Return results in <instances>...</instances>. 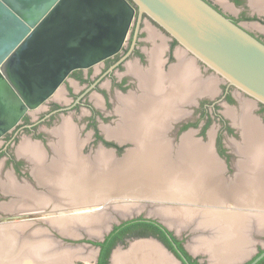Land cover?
Returning a JSON list of instances; mask_svg holds the SVG:
<instances>
[{"label":"water","instance_id":"95a60500","mask_svg":"<svg viewBox=\"0 0 264 264\" xmlns=\"http://www.w3.org/2000/svg\"><path fill=\"white\" fill-rule=\"evenodd\" d=\"M143 14L165 30L194 60H199L228 85L264 105V42L206 0H0V137L13 128L29 109L37 107L53 94L71 71L87 68L117 53L135 15L139 23ZM118 168L119 170H87L82 180L88 182L90 179L87 178L94 174L116 175L118 179L114 177L115 181L128 180L123 173L127 170H120V165ZM241 170H245L243 166ZM136 172L137 170H131V178L138 174ZM216 184L220 186V183L213 184V190L216 189ZM46 187L56 192L53 189L55 186L46 184ZM227 191L229 192L228 189ZM138 197L175 200L123 192L108 194L103 202ZM93 202L66 204L72 207ZM198 202L209 206L231 204L236 209L230 198L217 202L210 199ZM128 206L119 203L89 210L79 209L75 213L85 217L83 220H78L81 218L78 217L73 223L87 235L89 243L103 241L113 226L138 217L155 220L171 231L170 225L160 217L139 215L143 206L126 211ZM122 207L123 211L120 210ZM108 209H112L116 215H111ZM219 212L223 213L221 210ZM232 212L234 211L229 213ZM31 217L34 215L9 220ZM100 218L103 221L98 224L96 232H88L87 229L96 226L95 222ZM245 226L239 232L240 239L247 240L253 230L258 232L254 221ZM229 228L228 233L222 231L213 239L217 240L214 244L225 243L223 247L229 249L226 250L231 252V256L236 251L238 255H243L246 247L236 241L239 235L235 228ZM259 232H264L263 228ZM60 233L62 236L66 234L62 231ZM72 236L77 239L82 237L77 232H73ZM168 238L173 242L169 235ZM154 240L157 241L155 238ZM116 246L111 250L107 264H110ZM173 246L176 248L174 243ZM165 249L168 250L166 247ZM261 249L260 253L252 256L248 264H256L264 257V246ZM98 251L99 247L96 246V257ZM177 251L185 264H190ZM169 254L174 256L172 252ZM238 255L235 254V260Z\"/></svg>","mask_w":264,"mask_h":264},{"label":"flooded vegetation","instance_id":"af4514ba","mask_svg":"<svg viewBox=\"0 0 264 264\" xmlns=\"http://www.w3.org/2000/svg\"><path fill=\"white\" fill-rule=\"evenodd\" d=\"M206 1L242 27L244 26L240 23L241 21H249L254 17L248 15L244 7H241L236 15H232L225 12L213 0ZM230 1L233 6H238L242 0ZM144 19H148L149 23L159 30L157 31L151 26L157 34L156 36L150 37L148 35L150 29L148 31L146 29L142 30ZM259 21L262 22V19ZM246 30L264 42V39L258 33L249 29ZM142 35H147L148 38L142 41ZM177 45L178 42L148 16L143 14L138 23L137 15H135L126 38L117 53L87 68H78L71 71L53 94L37 107L29 109L13 128L0 137V158H2L0 160V170L8 167L14 176L23 175V170H28L29 176L32 177L33 181H36L37 186L49 191L46 184L49 186L52 184L39 178L40 170H76L77 167L74 164L77 162L79 165H85L86 170H99L98 159L101 153L105 152L108 154L106 168H109V170L114 165L118 167L121 161L123 162L118 158L113 160L114 154L126 157L131 152V155H135L134 149L136 148L140 150L146 147L147 151L149 149L160 150L170 155H176L179 150L184 149L202 154L210 148V143H205L203 140L208 135L207 129L213 117L218 122L212 140L215 165L219 166L215 169L236 170L232 164V152L231 148L227 146L226 137L233 134L241 138L242 141L239 143L238 150L243 154H245V150L249 152L252 149L253 151L250 146L253 138L248 137L247 141L250 144L243 141L245 140L243 129L238 124L240 112L237 115V122L232 120L234 126L228 118L226 119L218 113V108L220 101H224L227 106H230L229 104L233 102H239L235 97L240 91L236 90L235 94V92H232L235 87L228 85L225 81L215 89L219 96L210 99V93L204 89V85L209 79V76L206 77L205 72H208L209 69L199 60L194 63L191 58L183 53V55L178 56L176 52H182V50L176 48ZM189 61L195 70V80L199 90L193 93L191 88L193 82L190 79L191 77L187 78L185 82L183 81L186 84V94L178 95L173 101L174 111L172 113H160V106L158 110L147 113L145 121H142L145 117H136L135 108L137 106L143 107L147 103L145 101L155 104L158 100H164V94H167L172 86L169 77H172L171 74L173 75L177 70L183 71L184 65ZM104 80L105 84L101 85ZM162 84L163 86H161ZM93 92H95V95ZM97 93H100V95H97ZM109 93L113 98L109 97ZM90 97L92 100L89 99ZM126 99H132L133 102H126ZM120 100L124 102H120ZM256 105V109L253 106L249 110V115L260 123V126H264V105L259 102ZM254 110L262 113L261 119L253 113ZM77 113H79L80 118L77 117L74 121L73 117H76ZM81 117H83L82 122H80ZM155 118L156 120H154ZM107 119H111V123L100 126ZM44 125L50 126V128L47 129ZM48 130L52 133L50 140L47 137L49 135ZM119 130H122V133H119ZM22 134H25L22 142H26L21 146V149H25L26 152L13 149ZM159 144L162 147H159ZM19 145L17 149H19ZM98 145L100 149L94 152L93 150ZM146 152H142L143 155ZM242 165L244 168V163ZM11 183L9 182V185H11L9 188L17 190V184ZM222 184L225 186L221 181V187ZM20 192L24 196H30V193L32 197L42 196L41 193H35L30 188L20 189ZM57 196L60 197L58 192ZM41 200L36 204L48 203V200ZM11 218L13 217L0 218V220L4 221ZM171 233L177 240L181 241L184 250L191 255L183 245L182 240L172 231ZM169 236L171 237V235ZM143 237L157 239L169 252L173 253V257L180 261V264H185L177 251L181 252V250L174 241L172 244L176 245V248H174L177 255L157 237L153 235ZM191 256L198 263H202L197 257ZM188 262L193 264L191 260H188Z\"/></svg>","mask_w":264,"mask_h":264},{"label":"bare ground","instance_id":"6f19581e","mask_svg":"<svg viewBox=\"0 0 264 264\" xmlns=\"http://www.w3.org/2000/svg\"><path fill=\"white\" fill-rule=\"evenodd\" d=\"M251 2L252 4L259 7L260 10H264V7L262 9L258 5L259 0H251ZM155 34L156 33H154L151 29L149 30L150 37H154ZM177 55L181 56L182 54L178 53ZM184 66L185 67L183 68V71L177 70V72H174L173 75L171 74L172 77H169V80L172 83V86L167 91V94H164L165 95L164 100L162 99L158 100L155 104H153L152 102L145 101V103L146 102L147 103L143 107L137 106L135 108L136 117L138 116L145 117L147 113L153 112L154 110H158L160 106H161L160 113L161 112L163 114L167 112L172 113L174 111L172 107L173 101L178 97V95L180 96V95L186 94V91H185L186 84L184 82L187 78L189 79L191 77L190 79L193 82L191 83V88H192L193 93L199 90L197 87L196 80H195V77H196L195 70L194 68H192L191 62L190 61L186 62ZM157 77L162 78L161 76H157ZM207 80L208 81L205 83L204 89H206L208 93L212 94L215 90L217 79L210 78ZM183 84L184 86H182ZM161 86H163V84ZM126 102L130 103V102H133V100L126 99ZM240 105H241L240 106L241 110H240L239 119L237 115H235L231 110L226 109L225 111L232 118V120L236 121L238 119V124L243 129L242 132L245 137L244 138L245 140L243 141H247L248 137H250V139L253 138L251 142L252 145H250L253 148V151L252 149L251 151L249 150V152L248 150H245L244 169L246 170H237L234 178L231 180L229 184H227L228 182L222 181V183H224L225 186L222 184V187H221V181L219 179L220 170L215 169V162L213 160V154L210 148L207 149V152H203L202 154L200 153L196 154L192 152L191 150H188V151H186L185 149L181 151L179 150L177 154L175 153L176 155L166 154V153H163L164 151L162 152L160 150L158 151L154 149H149V151H147L148 149H146V147L140 150L136 148L134 149L135 152L134 150H132L135 153V155H131L132 153L129 152L128 156L126 155V157L124 158L125 160L123 162L121 161L120 163V166H122L120 170L122 169L127 170L123 172L124 177H128V180H125V181H122V180L115 181L114 177L118 179L116 175L112 177L107 174L102 175V174H94V173H93L94 175L92 174L93 176L87 178V179H90V181L89 180L88 182L83 181L82 180L84 177L83 174L85 173V171H87L86 166L83 164L79 165L77 164L78 162L74 164V166L77 167L76 170H49V171L40 170L39 178H42L43 181L47 180L48 182H50V184H52L51 185L52 187L55 186L53 187L55 189L54 191H56L55 193L57 194L58 192L59 196H61L60 199L57 198V200L59 201H63L64 199H66L67 202H70V201L71 202H93L96 200L104 201V198L108 194L123 193V192L130 193V194H140L145 197L162 196L166 198L167 197L173 198L176 200L177 199L178 200L179 199L191 200L197 197L199 198L201 197L202 199H204L206 198L205 197L206 194H208V197L209 195H211L210 198H213L214 202L223 201V199L225 198H230L231 200L234 201L236 207L239 209H242V207L244 208L247 207L248 209L249 207L256 208V206L258 207L260 206L262 208L264 207V126H260V123H258L255 119H253L249 115L250 113L249 110L253 106L252 102L245 100V101H242ZM146 117L145 119H142V121H145ZM154 120H156V118ZM121 131L122 130H119V133H122ZM241 136H242V133H241ZM248 142L249 141H247V144H250ZM23 147L25 148L26 146H23ZM159 147H162V145L159 144ZM237 149H239L238 146H237ZM142 152H146V153L143 155ZM107 161H108V154L106 152L101 153L98 159L99 166H100L99 170H109V168H106ZM260 168L262 169L253 170V169H260ZM111 170H119V169H117V167H113L111 168ZM131 170H135V171L137 170L136 173H138L136 176H133V178H131V175H132ZM121 175L122 174H120L119 177H121ZM130 178L132 179V181L130 180ZM215 183H220V186L219 184H216L215 185L216 189L213 190L212 185ZM9 186L11 187V185ZM227 189L229 190V192L227 191ZM25 198L26 200L27 199L29 200L30 198L29 201H31L32 203L31 205L42 206L46 204V203L36 204V202L39 203L42 200H37V199L34 200L31 196H26ZM134 207L135 206H131V207L128 206L126 208V211H131L132 209H134ZM120 210L123 211V208ZM173 211L170 213V210H167V208H160L156 210L158 214L165 216L167 220L169 219L168 223H170L171 221L173 222V220H175L176 223L177 222L182 223L183 215H181L182 216L181 217L180 215H177L178 213H175ZM243 213H245L244 217H246L247 211ZM192 215H196V214L193 213ZM203 215L207 216V214L206 215L203 214ZM216 215L214 216V219L220 218L219 215L217 216ZM233 215H235L236 219L237 218L240 219L239 216H241V213L239 211ZM189 216L190 215H188V217ZM247 216L248 217L246 218H250V221L247 219H244L247 223L254 221L256 222V225L258 224L257 226H259V224L264 223V216H256V214H251ZM212 217L213 216H211V219H213ZM228 217H230V215H228L227 218ZM77 218L78 216L71 217L68 220L69 222L68 224L66 223L67 221L65 219L60 218L63 221V222H61L60 220L59 222L57 221V224L59 225L58 227L59 229H61L60 231L71 233L72 231H67V230L65 231V228L67 227L68 229L71 228L69 226L73 227L71 229L76 230V228L74 227L75 225L72 222L77 221ZM205 218H208V216L204 217V219ZM83 219H84V215L78 220H83ZM230 219H232V217L228 218V220ZM102 221H101V218L99 220H96V222L94 221L95 223H97L96 226L94 227L90 226V228H88L87 231L89 230L88 232H91V233L96 232V230L98 229V224H101ZM204 221H207V220H204ZM224 221H227V220H224ZM219 222H221V220ZM246 222H245V225H246ZM236 224H238L237 221H236ZM236 224H235L236 227L239 226ZM244 226H242V228ZM229 227H230L229 224L225 225V223L222 222V231H226V233H228L230 229ZM231 227H234V226L231 225ZM236 227L234 228L236 230V233L239 235L238 240L236 241H240V245L246 244L245 240L240 239L241 237V235L239 234L240 231ZM259 228L264 229V227H258V229ZM212 235H214V238H215L217 237L215 235H219V233L214 232ZM11 238H8L7 236H5V234H3L2 231L0 232V259L3 258L1 259L0 264H54V263L55 264H61V263L67 264V261H65L66 260L65 255H64L65 257L61 255L60 256L57 255L56 257H49L46 260H44L43 258V260H41V257H43L44 255H42L41 249L39 248L44 247L42 246L43 242H41L42 243L41 245L37 244V247H34V250L32 248L31 251L30 249H27V245H26V246L20 247L19 250L15 248L14 251L10 252V242H11L10 239ZM242 241L244 242L243 244H242ZM216 242L217 240L211 242L208 245L212 249H214V252L216 253V255L218 256L220 260L221 259L228 260V261L235 260V254L238 255L237 251L231 256V252H228L226 249H224L225 247H223V244L225 243H222V244L220 243V245H216L214 244ZM196 245H198V243ZM9 255L11 257L13 255V257L11 259L8 258L7 260H5L4 256L8 257ZM58 259L60 260V262ZM2 260L5 262L3 263ZM139 263L140 264H171V261L168 260V257L166 258L164 253L161 251V249L157 245H155V243L151 241H140V242H135L132 245H130L127 251H116L111 257V262H110V264H139Z\"/></svg>","mask_w":264,"mask_h":264},{"label":"rangeland","instance_id":"374dc122","mask_svg":"<svg viewBox=\"0 0 264 264\" xmlns=\"http://www.w3.org/2000/svg\"><path fill=\"white\" fill-rule=\"evenodd\" d=\"M213 1L217 4H220L219 0H213ZM224 3L225 4L229 3L230 7H232V9L230 11H228V13H231L232 15H236L237 11L241 7H244L247 14L252 16V17L254 16V17H253V19H250L249 21H241L240 23L242 25H244V27H246L247 29H249L255 33H258L264 39V12L254 10V8L250 4V0H242L238 6H233V4L231 3L230 0H224ZM221 7H222V5H221ZM224 11L227 12L226 10H224ZM261 19H262V22L259 21ZM151 26L153 28H155L157 31H159L156 27H154L152 24L149 23L148 19H144V26H142V30H145V29L147 31L149 29L152 30ZM152 31L155 33L154 29ZM156 35L157 34H155V36ZM166 37H168V35H166ZM147 38H148L147 35L141 36L142 41H145ZM143 46H145V45H143ZM176 48H180L179 45H177ZM178 53H181V54L183 53V54L187 55L188 58H191L193 60V62L195 63L196 59L194 60L185 51H183V50H182V52L177 51L176 54H178ZM205 73H206V77L209 76L210 78H216L217 79L218 84L216 83L217 86L215 87V89H217L218 86H221L222 83H225L224 80H222L220 77L214 75L210 70L208 72H205ZM102 84H105V80L101 83V85ZM131 89H133V88H131ZM214 91L215 92L210 94V99H214V98L219 96L218 93H216V90H214ZM237 91H236V89L232 90V92H235V94ZM239 93H237V95L235 97L239 102H236V103L233 102L232 104H229L230 106H227V104L224 101H220L219 102V108H218V113L221 116H223L224 118H226V119L228 118L230 120L231 124L234 126H235V124L232 121L231 117L226 113V111H225L226 109H229L235 115H238L240 110H241L240 103H241V101H245V100L252 102L253 106L255 107L254 109L257 108V105H256L257 102L256 101L252 100L250 97L246 96L243 93H240L241 95ZM93 94L95 95V92H93ZM97 95H100V93H97ZM109 97L113 98L111 96V93H109ZM89 99L92 100L91 97ZM120 102H124V101L120 100ZM253 113H255V115L261 119L262 113L256 112V110H254ZM77 117L80 118L79 113H77L76 117H73L74 121H75V119H77ZM82 120H83V117H81L80 122H82ZM110 121H111V119L110 120L107 119L106 121H104V123H101L100 126H102V125L105 126L106 124L109 125L111 123ZM217 125H218V122L213 117V119L210 122L209 127L207 129L208 135L203 140V142H205V143H208V144L210 143V149L212 151V154H214V150L212 147V140H213V137L215 135V130L217 128ZM44 127L47 129L50 128V126H47V125H44ZM48 132H49V135L47 137H49L48 140H50L52 138V133L49 130H48ZM26 136H28V135H26ZM24 137H25V134H22L19 137V140H18L19 144H20V142H22ZM226 140H227L226 141L227 146L229 148H231L230 150L232 152V164L236 170H226V168L222 169L221 172L219 173V178L223 182L230 183L231 180L233 179V177L235 176V173L237 172V170L242 169V166H243L242 164L245 162L244 161L245 156H244L243 152L241 153L237 149V146H239V143L242 141L241 138L231 134V135H228L226 137ZM25 142H22L20 145L17 143L16 145H14L13 149L19 150L21 152H26L25 149H21V146L23 144H25ZM18 145H19V149H17ZM130 146H132V145H130ZM99 149H100V146L98 145L97 148L93 151L96 152ZM117 158L122 159L123 161L125 160L124 159L125 157H123L122 155L116 156L114 154L113 160H115ZM0 160H2V158H0ZM218 165H219V163H218ZM240 166H241V168H240ZM218 168H219V166H218ZM23 172H24L23 175L14 176V174H12V171L9 170L8 167H5L4 170H0V218L5 219L6 217H20V216L34 215V217L27 218V219H15V220L6 219L4 221L0 220V230L2 231V233L5 234V236H7L8 238L12 237L10 239L11 240L10 252L14 251L15 248L17 250H19L20 247L26 246V245H27V249H30V251H31L32 248L34 250V247H37V244L41 245L42 244L41 242H43L42 246H44V247L40 246L42 248H39V246H38V248L41 249L42 255H44L43 257H41V260H43V258H44V260H46L49 257H56L57 255L58 256H60V255L64 256L65 255L66 257L65 256L64 257L66 259L65 261H67V264H95V261H96V258H95L96 257V255H95L96 245L89 243V241L86 239V238H88V237H86L87 235L85 233H83V231L80 229L79 226H78L79 228H76V225L73 222L72 223L75 225L74 227L76 228V230L71 229L73 227L69 226L71 228L68 229V227H67V228H65V231L67 230V231H72V232L71 233L66 232V234H64L62 236L60 233L61 229H59V227H58L59 225L57 224V221L59 222V220H60L61 222H63L62 219H65L67 221L66 223L68 224L69 223L68 220L71 217H76V216L83 217L82 215L75 213L79 209L89 210V208H98L100 206L105 207L107 205L113 206V205L119 204V203L120 204L121 203L127 204L130 207L135 206L137 208L139 205L143 206L141 209L139 208L140 209V211L138 213L139 215H151V216H154L156 218L160 217V219L162 221L167 220L165 218V216H162V215L158 214L157 212H155V210H158L159 208H162V207H166L167 210H170V213L174 209L173 212L178 213L177 215H180V216L183 215V217L181 216L183 219L182 223H178V222L176 223L175 220H173V222L171 221L172 223L171 222L168 223L169 219L166 222L170 225L171 231L174 232V234L182 240L183 245L190 252V254L197 257L199 259V261L204 263V264H245L246 262H248L252 258V256H254L256 253H258L259 249H261L264 246V232H259L260 228L258 229V232L253 230V231H251V233H249L248 239L245 240L246 244H243L244 242L242 241L243 246L246 247V252L243 255H238L237 260H232V261H228V262H221V260L218 258V256L214 252V249H212L208 245L211 242L216 241V240H213L215 238H214V235H212L215 231L218 232L219 234L222 232V222L225 223V225L229 224L230 227H231V225L236 227L235 224L237 221L238 224H236V225H239V226H237L236 228L241 232V230H243L242 226H244L245 222H246L244 219H247L250 221V218H246V217H248L247 215L257 214L256 216H264V207L261 208L260 206L259 207L256 206V208L255 207H252V208L249 207V209L247 207L246 208L242 207V209H239L235 206L237 209L236 210V209H233V206L231 204H225L223 206L222 205H220V206H209L208 204H203L201 202L200 203L198 202V201L206 200L207 198L210 199L211 201H213V198H210L211 195H209V197H208V194H206V196H205L206 198H204V199H202L201 197L200 198L197 197V198L187 200V201H184L182 199H179V200L178 199L177 200L176 199L175 200H158V199H149V198H143V197H138V199L137 198H133V199L129 198L128 200L118 198V199H115V200H112L109 202H103L101 200H98V201L96 200L89 205L77 204V206L72 205V207H69V206H67L68 204H66L67 203L66 199H64V200L62 199L63 201L57 200L58 196L52 191V189L49 188L52 191V192H50V190L47 191L45 188L37 186L36 181H33L32 177L29 176L28 170H23ZM9 182H12L11 184L16 183L18 186L17 190L10 189L9 188L10 187ZM25 188L26 189L30 188L35 193H41L42 194V196L32 197V194L30 193V196L34 200L35 199H37V200L45 199V200H48V203L46 202V204L42 205V206L31 205L32 203H31V201H29L30 198H29V200L28 199L26 200V198H25L26 196H24V194H22L20 192V189L25 190ZM193 201H197V203L193 202ZM238 207H240V206H238ZM219 210L224 211V212L220 214ZM227 211H229V212L234 211V212L232 214H230ZM236 211L237 212L240 211L241 216H242V217L239 216L240 219L239 218L236 219L235 215H233L236 213ZM245 211H247L246 217H244L245 213H243ZM89 212H91V211H89ZM108 212L111 213V215L115 214L112 211V209H108ZM193 213L196 215H192ZM202 213L205 215L207 214L208 218L204 219V217H207V216H204ZM216 214L219 215L220 218H215L216 219L215 220L214 216ZM188 215H190V216L188 217ZM228 215H230V217H228V218L232 217L233 220L232 219L228 220V218H227ZM186 216H187V218H186ZM211 216H213L212 217L213 219H211ZM84 217H85V215H84ZM60 218H62V219H60ZM219 219L221 220V222H219L220 221ZM222 219H223V221H222ZM204 220H207V221H204ZM224 220H227V221H224ZM241 220H242V222H241ZM232 221H234V222H232ZM70 224H71V222H70ZM247 225H248V223L246 224V226ZM7 227H9V228H7ZM240 227H241V229H240ZM258 227H264V223L259 224V226H257V228ZM73 231L77 232V233H81L82 237L80 239L75 238L74 236H72ZM215 236H217V235H215ZM142 239H145V240H142ZM241 239H243V238H241ZM84 240H86V241H84ZM141 240L142 241H151V242L155 243V245H157L161 249V251L164 253L166 258L168 257V260L171 261V264H179L178 261L169 254L170 253L169 250H166L165 247H163L158 241L154 240V238H141V239L139 237L138 238H136V237L127 238L123 243H119L116 246V248H117V250L120 249V251H127L129 249L130 245H132L135 242H140ZM197 243H198V245H196ZM199 243L201 244V246ZM245 245H247V246H245ZM225 249L229 250L228 248H225ZM12 257H13V255H12ZM12 257L10 255L8 257L4 256L5 260H7L8 258L11 259ZM1 259H3V258H1ZM1 259H0V262H1ZM2 262L4 263L5 261L2 260ZM59 262H60V260H59Z\"/></svg>","mask_w":264,"mask_h":264},{"label":"trees","instance_id":"16d2710c","mask_svg":"<svg viewBox=\"0 0 264 264\" xmlns=\"http://www.w3.org/2000/svg\"><path fill=\"white\" fill-rule=\"evenodd\" d=\"M148 235L157 237L170 250L176 253L172 242L168 238V235H171L177 247L181 250V252L186 256L188 260H191L193 264H203L198 263L195 258H192V256L189 255L186 250H184L181 241L177 240L175 236L172 235L171 231H168L163 225L155 220H147L141 217L121 222L120 224L113 226L112 230L105 236L103 241L91 242L92 244L99 246V253L97 255L95 264H107L109 254L113 247H115L117 243H123L126 238L143 237ZM261 251L262 249H259L258 253H260ZM248 262H246L245 264H248ZM256 264H264V257L260 259Z\"/></svg>","mask_w":264,"mask_h":264},{"label":"crops","instance_id":"0c3cea01","mask_svg":"<svg viewBox=\"0 0 264 264\" xmlns=\"http://www.w3.org/2000/svg\"><path fill=\"white\" fill-rule=\"evenodd\" d=\"M219 5L221 6L222 5V9L223 10H226L227 12L228 11H230L231 9H232V7H230V5H229V3H227V4H225L224 3V0H219ZM250 4H251V6L254 8V10H257V11H260V12H264V10H260L259 9V7H257L256 5H254V4H252V2H251V0H250ZM262 9H263V7H264V0H259V4H258ZM244 26V25H243ZM257 26V25H256ZM244 28H246V27H244ZM247 29V28H246ZM259 30V29H258ZM215 158L213 157V160H214ZM214 162H215V160H214ZM217 166L215 165V168H216ZM220 172H221V170H220ZM116 251H120V249L119 250H117V248L115 249ZM116 251H114L113 252V254L116 252ZM113 256V255H112ZM226 262H228V260H225ZM229 261H231V260H229ZM221 262H224V260H222L221 259Z\"/></svg>","mask_w":264,"mask_h":264}]
</instances>
